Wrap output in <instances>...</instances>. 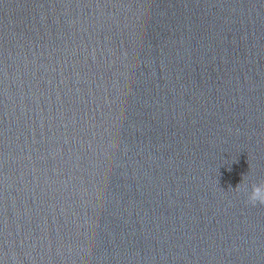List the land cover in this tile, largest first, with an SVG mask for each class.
<instances>
[{
  "label": "clouds",
  "instance_id": "clouds-1",
  "mask_svg": "<svg viewBox=\"0 0 264 264\" xmlns=\"http://www.w3.org/2000/svg\"><path fill=\"white\" fill-rule=\"evenodd\" d=\"M248 202L252 205L257 203L264 205V182L253 184L251 191L247 195Z\"/></svg>",
  "mask_w": 264,
  "mask_h": 264
}]
</instances>
